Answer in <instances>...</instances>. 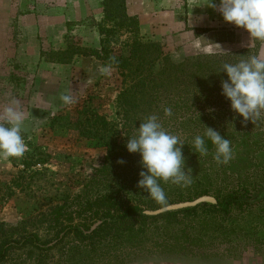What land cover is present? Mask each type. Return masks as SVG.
<instances>
[{
	"label": "rangeland",
	"instance_id": "rangeland-1",
	"mask_svg": "<svg viewBox=\"0 0 264 264\" xmlns=\"http://www.w3.org/2000/svg\"><path fill=\"white\" fill-rule=\"evenodd\" d=\"M118 3H110L113 12L107 15L103 0H0V115L17 102L27 145L21 157H0V222L16 225L47 199L62 201L81 192L105 158L104 143L123 132V75L117 59L129 57L136 38L161 43L176 62L257 42L256 56L264 57V44L225 22L208 6L210 0H123L121 8ZM75 47L88 55L71 53ZM64 95L72 102L62 101ZM161 108L170 107L159 102ZM263 126V117L249 125L259 132ZM263 143L238 150L241 156L249 152L253 163L240 166V176L228 188L247 178L259 183L244 197L264 189L259 171ZM242 203L245 207L220 215L218 226L210 228L201 226V212L154 221L147 227L146 246L129 264H264V199ZM184 227L203 235L204 244L194 245L187 255L158 251V236H172Z\"/></svg>",
	"mask_w": 264,
	"mask_h": 264
},
{
	"label": "trees",
	"instance_id": "trees-1",
	"mask_svg": "<svg viewBox=\"0 0 264 264\" xmlns=\"http://www.w3.org/2000/svg\"><path fill=\"white\" fill-rule=\"evenodd\" d=\"M113 1L103 0L107 15L113 12L110 9ZM117 1L121 8L123 0ZM122 16L126 15L122 13ZM256 46L176 62L161 43L136 38L129 57L117 59L123 75L119 95L123 132L118 131L113 142L104 143L105 158L81 192L62 201L47 199L35 214L16 225L0 222V264H10L15 256L12 264H129L146 246L147 227L154 221L172 222L178 215L190 218L201 212V226L210 228L209 225L218 226L220 215H230L233 209L245 207L239 198L248 195L251 186L254 188L259 183L247 178L231 189L228 184L240 176V166L253 163L248 158L249 152L246 156L238 154L239 148L243 144L251 147L264 142V132L250 130L252 121H244L232 110L230 101L221 94V82L228 79L222 71L223 65L256 56L258 42ZM75 48L71 53L88 55L86 49ZM159 102L171 108L170 116L161 115L165 114V108L159 109ZM151 115H156L163 128L184 143V170L191 169L193 176L187 186L161 181L166 197L163 204L138 187L141 156L129 153L126 148L141 121ZM261 117L264 118V112ZM207 127L230 141L232 158L227 164L215 161V146L206 137L207 155H199L191 148L194 137H203ZM259 148L264 149V143ZM259 171L264 173V167ZM212 192L218 204L204 203L158 216L142 212ZM98 221L101 224L89 232ZM157 241L161 253L187 255L193 252L194 245L204 244V236L193 235L184 227L172 236H158Z\"/></svg>",
	"mask_w": 264,
	"mask_h": 264
},
{
	"label": "clouds",
	"instance_id": "clouds-1",
	"mask_svg": "<svg viewBox=\"0 0 264 264\" xmlns=\"http://www.w3.org/2000/svg\"><path fill=\"white\" fill-rule=\"evenodd\" d=\"M209 7L219 11L225 22L246 30L250 41L264 44V0H210ZM223 72L228 79L221 82V94L230 101L232 110L244 121L259 118L264 112V57L252 56L235 64L225 63ZM66 104L72 97H61ZM6 107L0 115V157L4 159L21 157L27 145L21 134L24 113L15 106ZM165 115H171L166 108ZM137 128V127H136ZM205 137L215 146L214 159L227 164L232 158L230 141L216 130L207 127L204 136L194 137L191 148L199 155H207ZM184 143L180 138L166 131L156 115L141 121L136 134L129 137L126 148L129 153L141 156L142 171L138 187L148 193V197L163 204L166 200L161 181L187 186L192 182L191 169L185 172ZM123 163V161H121Z\"/></svg>",
	"mask_w": 264,
	"mask_h": 264
},
{
	"label": "water",
	"instance_id": "water-1",
	"mask_svg": "<svg viewBox=\"0 0 264 264\" xmlns=\"http://www.w3.org/2000/svg\"><path fill=\"white\" fill-rule=\"evenodd\" d=\"M264 199V189L259 191L255 196L252 197H240L239 200L248 204H254L257 202H260L261 200ZM204 203L208 204H218V200L216 197L205 194L201 195L195 199L192 200H184V201H179V202H171V203H166L164 205H161L159 207L153 208V209H143L142 212L146 215L150 216H158L166 212H174V211H181L184 209H189V208H195L199 205H202ZM101 224V221L96 222L90 229L89 232L93 231L96 229L99 225Z\"/></svg>",
	"mask_w": 264,
	"mask_h": 264
},
{
	"label": "crops",
	"instance_id": "crops-1",
	"mask_svg": "<svg viewBox=\"0 0 264 264\" xmlns=\"http://www.w3.org/2000/svg\"><path fill=\"white\" fill-rule=\"evenodd\" d=\"M195 43H198V42H195Z\"/></svg>",
	"mask_w": 264,
	"mask_h": 264
}]
</instances>
